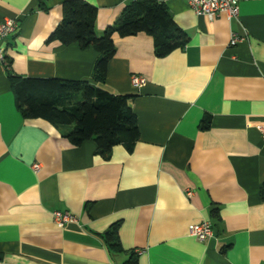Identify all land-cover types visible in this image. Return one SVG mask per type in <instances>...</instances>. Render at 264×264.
Here are the masks:
<instances>
[{
    "label": "crops",
    "instance_id": "crops-1",
    "mask_svg": "<svg viewBox=\"0 0 264 264\" xmlns=\"http://www.w3.org/2000/svg\"><path fill=\"white\" fill-rule=\"evenodd\" d=\"M64 1L0 0V22L19 24L2 44L9 70L0 58V264H124L131 253L139 264H264V0L239 2L232 20L165 0L188 45L158 56L145 32L115 35L105 84L98 51L47 42ZM85 1L102 35L132 0ZM234 33L245 40L232 45ZM9 72L132 94L140 139L109 159L94 140L72 145V127L24 118ZM134 74L147 82L134 87ZM57 210L77 221L59 226ZM203 220L214 230L204 242L190 234ZM117 222L123 251L104 237Z\"/></svg>",
    "mask_w": 264,
    "mask_h": 264
},
{
    "label": "trees",
    "instance_id": "trees-1",
    "mask_svg": "<svg viewBox=\"0 0 264 264\" xmlns=\"http://www.w3.org/2000/svg\"><path fill=\"white\" fill-rule=\"evenodd\" d=\"M50 0H39L41 10L50 8ZM63 18L47 42L64 45L79 43L82 49H94L98 58L94 79L105 84L108 66L116 53L115 35L128 37L146 33L154 38L156 54L166 56L190 42L189 35L175 22L165 0H132L116 22L102 35L96 34L97 6L85 0H65ZM9 70L10 59L6 56ZM20 113L26 119H46L58 127H72L64 133L72 145L88 140L98 145V153L109 159L113 147L122 144L132 150L140 139L138 118L132 109V94H114L85 80L24 77L9 72ZM211 121L205 118L203 127ZM264 199V186L262 188ZM121 222L104 236L109 250L123 251ZM213 224V223H212ZM124 264H139V254L131 253Z\"/></svg>",
    "mask_w": 264,
    "mask_h": 264
},
{
    "label": "built area",
    "instance_id": "built-area-1",
    "mask_svg": "<svg viewBox=\"0 0 264 264\" xmlns=\"http://www.w3.org/2000/svg\"><path fill=\"white\" fill-rule=\"evenodd\" d=\"M243 0H188L190 5L198 15H204L210 19L219 17L220 15L226 16L229 20L237 18L240 13V3ZM16 18H7L0 22V58L7 65L5 48L2 46L3 42L14 34L19 24ZM246 36H240L236 33L232 35L231 44L235 45L242 40H245ZM147 82V78L142 75L134 74L132 76V84L134 87L139 88ZM262 137L264 139V126L260 128ZM34 168L39 169V165H35ZM54 219L56 223L64 227L71 222H76V215L74 216L70 212L57 210L54 213ZM213 224L210 220H203L202 222L195 224L191 228V235L198 238L200 241H205L213 236Z\"/></svg>",
    "mask_w": 264,
    "mask_h": 264
}]
</instances>
